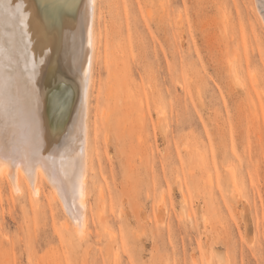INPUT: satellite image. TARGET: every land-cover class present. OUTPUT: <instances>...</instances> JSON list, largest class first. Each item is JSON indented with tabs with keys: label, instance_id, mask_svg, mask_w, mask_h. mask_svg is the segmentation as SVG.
<instances>
[{
	"label": "rangeland",
	"instance_id": "rangeland-1",
	"mask_svg": "<svg viewBox=\"0 0 264 264\" xmlns=\"http://www.w3.org/2000/svg\"><path fill=\"white\" fill-rule=\"evenodd\" d=\"M36 3L49 19L74 12ZM93 28L86 235L49 185L35 198L0 178V264H264L255 3L97 0Z\"/></svg>",
	"mask_w": 264,
	"mask_h": 264
},
{
	"label": "bare ground",
	"instance_id": "bare-ground-1",
	"mask_svg": "<svg viewBox=\"0 0 264 264\" xmlns=\"http://www.w3.org/2000/svg\"><path fill=\"white\" fill-rule=\"evenodd\" d=\"M61 1L73 14L49 19L36 0H23L27 15L22 24L14 13L17 0H0V178L17 192L27 187L24 191L35 198L43 183L49 185L74 234L83 238L97 0ZM252 1L264 32V0ZM237 67L228 60L234 80ZM54 72L67 84L45 85L44 76Z\"/></svg>",
	"mask_w": 264,
	"mask_h": 264
},
{
	"label": "snow or ice",
	"instance_id": "snow-or-ice-1",
	"mask_svg": "<svg viewBox=\"0 0 264 264\" xmlns=\"http://www.w3.org/2000/svg\"><path fill=\"white\" fill-rule=\"evenodd\" d=\"M262 8H264V5H261ZM25 4L23 3V0H17L14 7V13L20 17L21 23H24L25 17L27 13L24 11Z\"/></svg>",
	"mask_w": 264,
	"mask_h": 264
}]
</instances>
